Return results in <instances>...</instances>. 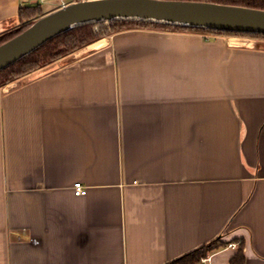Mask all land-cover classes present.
I'll return each instance as SVG.
<instances>
[{
	"label": "crops",
	"instance_id": "obj_1",
	"mask_svg": "<svg viewBox=\"0 0 264 264\" xmlns=\"http://www.w3.org/2000/svg\"><path fill=\"white\" fill-rule=\"evenodd\" d=\"M23 6L0 0V33ZM218 238L212 264H264L263 38L126 28L0 87V264H169Z\"/></svg>",
	"mask_w": 264,
	"mask_h": 264
},
{
	"label": "water",
	"instance_id": "obj_2",
	"mask_svg": "<svg viewBox=\"0 0 264 264\" xmlns=\"http://www.w3.org/2000/svg\"><path fill=\"white\" fill-rule=\"evenodd\" d=\"M139 20L264 35V9L204 0H74L0 43V71L80 25Z\"/></svg>",
	"mask_w": 264,
	"mask_h": 264
},
{
	"label": "trees",
	"instance_id": "obj_3",
	"mask_svg": "<svg viewBox=\"0 0 264 264\" xmlns=\"http://www.w3.org/2000/svg\"><path fill=\"white\" fill-rule=\"evenodd\" d=\"M214 1L219 3H229L234 5H245L249 7H258L264 9V0H204ZM45 14L41 5L36 4L33 6H23L19 10L18 19L19 24L13 29L5 30L0 33V43L5 40L12 38L17 35L20 31L28 27L35 18ZM144 27V28H169L173 30H188V31H202L205 33H214L221 35H232V36H247V37H258L263 38V34H252L246 32H236L229 30H215L205 28H191L186 26H176L170 24H160L156 22H145L139 20H122V21H111L109 23H93L80 25L77 28L68 30L64 34L59 35L47 42L46 44L39 47L32 54L20 59V61L0 71V87L6 85L8 82L18 79L24 74L35 71V69L45 66L50 61L64 57V55L70 54L79 50L87 44L93 43V41L104 37L110 33L122 31V29L133 28V27ZM225 243L220 241V238L205 244L198 249L183 255L175 261L169 264H196V262L203 257L207 252L214 251L222 247ZM233 264H244V254L242 248L234 255L231 260Z\"/></svg>",
	"mask_w": 264,
	"mask_h": 264
},
{
	"label": "built area",
	"instance_id": "obj_4",
	"mask_svg": "<svg viewBox=\"0 0 264 264\" xmlns=\"http://www.w3.org/2000/svg\"><path fill=\"white\" fill-rule=\"evenodd\" d=\"M71 1H74V0H71ZM71 1H68V0H61L60 2V5L61 7L62 6H65L67 5L69 2ZM108 23V22H107ZM106 23V24H107ZM86 191V185L83 184V182L81 181H76L74 184H73V192L74 194L76 195H84ZM236 243L233 242V244H229V246L233 247L235 246ZM212 256H213V252L212 251H209L207 252L203 257H201L197 262L196 264H212L211 260H212Z\"/></svg>",
	"mask_w": 264,
	"mask_h": 264
},
{
	"label": "rangeland",
	"instance_id": "obj_5",
	"mask_svg": "<svg viewBox=\"0 0 264 264\" xmlns=\"http://www.w3.org/2000/svg\"><path fill=\"white\" fill-rule=\"evenodd\" d=\"M68 1H71V0H68ZM61 0H39V1H36V2H32V0H23V5L24 6H33V5H36V4H40L43 11H47L48 9H52L54 7H57L59 4H60ZM16 27V26H14ZM14 27H11L9 29H13ZM8 29V30H9ZM247 37V36H245ZM250 38H258V37H250Z\"/></svg>",
	"mask_w": 264,
	"mask_h": 264
}]
</instances>
